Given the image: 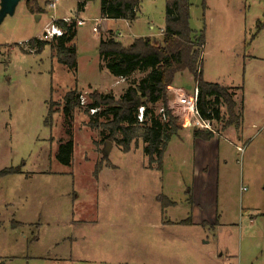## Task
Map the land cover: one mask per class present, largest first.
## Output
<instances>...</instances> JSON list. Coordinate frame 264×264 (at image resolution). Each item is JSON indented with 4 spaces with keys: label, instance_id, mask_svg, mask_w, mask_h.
<instances>
[{
    "label": "rangeland",
    "instance_id": "374dc122",
    "mask_svg": "<svg viewBox=\"0 0 264 264\" xmlns=\"http://www.w3.org/2000/svg\"><path fill=\"white\" fill-rule=\"evenodd\" d=\"M24 2L0 23V169L21 166L30 179L0 178V264H264V130L256 133L264 122V0H189V25L205 34L203 79L229 86L240 116L224 130L215 121L219 148L202 174L193 128L171 138L159 171L148 167L140 141L128 152L111 143L104 155L105 118L95 123L84 106L70 116L62 111L70 90L87 91V101L95 89L117 97L144 75L114 84L117 77L99 68L98 42L107 28L125 45L160 39L165 0H140L129 25L102 18V0L80 12L76 0H59L54 9L37 0L40 19ZM71 15L84 19L68 44L76 51L74 69L58 62L48 44L41 52L20 45ZM175 88L192 94L190 73H177L167 90V107L181 122ZM50 103L57 109L51 127L44 124ZM69 138L66 165L57 152ZM97 163L104 168L95 179ZM160 194L175 206L162 211ZM192 194L200 214L215 211L217 223H180L191 214Z\"/></svg>",
    "mask_w": 264,
    "mask_h": 264
},
{
    "label": "trees",
    "instance_id": "16d2710c",
    "mask_svg": "<svg viewBox=\"0 0 264 264\" xmlns=\"http://www.w3.org/2000/svg\"><path fill=\"white\" fill-rule=\"evenodd\" d=\"M91 0H77L76 12L84 9ZM140 0H102L100 14L102 18L123 19L132 22L137 17ZM26 9L39 15L42 7L37 0H25ZM189 0H165L164 27L160 39L150 37L134 38L128 45L110 33L98 42V53L101 59L99 68L104 67L115 77L129 79L136 72L144 73L138 80L129 82L125 90L117 97L102 94L94 90L89 95L87 108L99 107L93 119L105 118L102 125L107 128L103 141L116 143L123 152L131 150V145L137 141L142 143V151L146 156L148 167L157 170L163 168V156L173 136L184 129L180 118L168 109V87L172 86L177 73L188 72L192 76L194 86L198 90L196 107L201 117L221 121V129L230 125L237 126L240 116L235 110V100L231 88L215 82H207L202 75V49L205 45V34L201 30L195 32L189 25ZM64 33L52 41H38L31 39L29 46L35 52H41L46 44L55 51L58 62L70 69L76 67V51L69 46V42L76 34V24L57 21ZM260 25L256 26V31ZM80 92L70 90L63 96L62 111L65 115H72L79 105ZM50 102V101H49ZM138 103V104H137ZM50 103L46 126H52V117L57 109L51 108ZM220 105L224 106L221 112ZM143 106V121L137 120L138 107ZM165 109V118L158 113V109ZM88 112V110H86ZM93 122V123H94ZM214 136L210 131L192 130L193 138L209 140ZM74 143L71 138L61 142L57 152V159L63 164H70L73 156ZM102 163H97L94 173L97 175ZM23 173L21 166L4 167L0 169V178L11 174ZM28 176V173L25 174ZM160 196V200L164 201ZM191 203V197H189ZM162 207L164 205L162 204ZM190 216L180 223L190 224ZM19 224V223H18Z\"/></svg>",
    "mask_w": 264,
    "mask_h": 264
},
{
    "label": "built area",
    "instance_id": "2783aa9c",
    "mask_svg": "<svg viewBox=\"0 0 264 264\" xmlns=\"http://www.w3.org/2000/svg\"><path fill=\"white\" fill-rule=\"evenodd\" d=\"M58 1L59 0H47L46 6L50 9H54L57 6ZM57 21H61L66 24H69L72 21H74L76 26H79L83 24L84 19L76 17V16L73 17L72 15L64 16L60 19H54L46 23L41 33L32 39H35L38 41H52L54 38L62 36L64 31L62 27L57 23ZM94 22H95V25L92 27V31L96 33L98 32L97 23L99 22V20L95 19ZM30 40L31 39L25 40L22 43L20 42V45L23 46L25 49H27L29 52H35V49L29 46ZM125 80H127L125 77L119 76L116 78V81L114 82V84H119L121 82H124ZM172 93L174 94V99H173L174 106L175 107L178 106L179 112H182V115H183V118H182L183 121H181V124L183 127L193 128V129H198V130H203V131H210L214 134L217 133L214 127L215 120L206 119V118L201 117L197 110L196 103H197L198 90L196 86H194L192 94H186L178 88H175L174 90L172 89ZM87 94H88L87 91H83L82 93L80 92L78 96L80 106H84V107L87 106L89 102L87 101ZM173 108H174L173 106L172 107L168 106V109L173 110ZM99 110H100L99 107L88 108L90 115L95 114ZM143 112H144V107L139 106L138 112H137V120L139 122L143 121ZM158 113L161 114L163 119L165 118V115H164L165 109L163 107H160L158 109ZM177 116L180 118L181 115L177 114ZM260 130H264V122L262 126L260 127ZM237 148L241 149V147H237Z\"/></svg>",
    "mask_w": 264,
    "mask_h": 264
},
{
    "label": "crops",
    "instance_id": "0c3cea01",
    "mask_svg": "<svg viewBox=\"0 0 264 264\" xmlns=\"http://www.w3.org/2000/svg\"><path fill=\"white\" fill-rule=\"evenodd\" d=\"M46 2H47V0H46ZM76 4H77V0H76ZM137 12H138V9H137ZM36 17L38 19H40L39 15L36 16ZM105 19H112V18H105ZM113 20H117V19H113ZM118 20H123V19H118ZM123 21L125 22L126 25L128 23H131L130 21H127V20H123ZM110 33H113L114 35H116V32H113L112 29L107 28L106 29V34L109 35ZM106 34L102 37V39L107 37ZM117 35L119 36L120 33H118ZM112 84H113V82H112ZM186 128L187 127H185L184 129H186ZM259 131H260V129H258V131L256 133H258ZM187 136H189V135H186L184 138H188ZM191 136H192V133H191ZM214 140H215L214 137H212L209 140H203V139H200V138H193V147L195 148V152H196V154L199 153L201 155V159L204 160V162L200 165V168H198L197 174H202V173H204V171L208 170L209 166H208L207 162H211L210 159H209V155H210L211 152L217 151L218 148H219L217 143H213ZM167 148H168V146H167ZM164 155H165V153H164ZM163 158H164V156H163ZM213 166H215V165H213ZM103 168H104V166L101 169H99V171L97 172V175H95V173H94L95 170H93L92 174H93L95 179L99 178V174L103 170ZM160 171H162V170H160ZM22 172H23V170H22ZM20 174L24 175L25 180L30 179V174L29 173H28V176H25V174H27V173H24V172L20 173ZM160 196H163L165 198L163 203L160 200ZM190 197H191V203H192L191 204V214H190V218H191V223L190 224H199V223L200 224H211V223H217L216 218H214V217H217V214H216L215 211L213 212V215L211 213L207 214V216L204 215V214L201 215L200 212L198 211V209L200 207V204L196 201V199H195L193 194ZM158 199L160 201V206H161V210L162 211L165 210L168 207L175 206V203L173 201H171L164 194H160ZM162 204L164 205V207H162ZM17 223H21L22 224V223H25V222L17 221Z\"/></svg>",
    "mask_w": 264,
    "mask_h": 264
},
{
    "label": "water",
    "instance_id": "95a60500",
    "mask_svg": "<svg viewBox=\"0 0 264 264\" xmlns=\"http://www.w3.org/2000/svg\"><path fill=\"white\" fill-rule=\"evenodd\" d=\"M19 1L20 0H0V23L2 22V20L6 15H11L13 13L15 5ZM110 147H111V142L105 141L104 147L102 149L104 155H106L109 152Z\"/></svg>",
    "mask_w": 264,
    "mask_h": 264
}]
</instances>
